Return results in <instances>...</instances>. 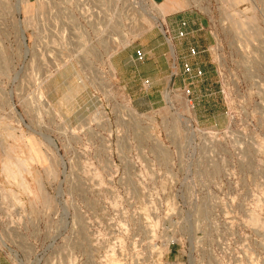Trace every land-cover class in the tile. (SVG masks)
Listing matches in <instances>:
<instances>
[{
    "label": "rangeland",
    "instance_id": "rangeland-1",
    "mask_svg": "<svg viewBox=\"0 0 264 264\" xmlns=\"http://www.w3.org/2000/svg\"><path fill=\"white\" fill-rule=\"evenodd\" d=\"M180 19L193 32L168 43L205 74L190 99L172 51L167 87L128 57L160 59ZM0 250L264 264V0H0Z\"/></svg>",
    "mask_w": 264,
    "mask_h": 264
},
{
    "label": "built area",
    "instance_id": "built-area-1",
    "mask_svg": "<svg viewBox=\"0 0 264 264\" xmlns=\"http://www.w3.org/2000/svg\"><path fill=\"white\" fill-rule=\"evenodd\" d=\"M163 30L166 29L164 32V36L169 41V39H177L179 41H184L190 37L192 34V30L190 29V24L187 19H180L176 24V33L172 37V32L170 27L167 25L162 24ZM201 50L194 46L189 45L186 50V55H182L179 57L180 69H181V82H182V94L190 99L193 92V87L196 81L201 80L204 78V71L198 66L196 63L193 62L200 54ZM134 61L137 63H144L146 61V52L143 49H136L134 55ZM151 81L149 79H144L142 82L143 88L148 91L151 87ZM189 103L192 105L191 100H188Z\"/></svg>",
    "mask_w": 264,
    "mask_h": 264
},
{
    "label": "crops",
    "instance_id": "crops-1",
    "mask_svg": "<svg viewBox=\"0 0 264 264\" xmlns=\"http://www.w3.org/2000/svg\"><path fill=\"white\" fill-rule=\"evenodd\" d=\"M176 26H172L171 25V29L173 31V34L175 35L176 33ZM164 37V40H165V43L167 45V49H168V52L167 53H163L162 55L160 54L159 56L157 57H160V59H157L155 60L156 56L155 54L153 53L154 50H150V51H147L146 49H144V47H136V49H143L145 52H146V61L144 63H138L136 66V72L132 71L134 73V75H131V77H136V74L139 72V75H140V69L142 70L144 65L145 64H152L153 61H156V63L158 64V60L160 62V65H156V67H154V72L156 73L157 76L161 77V78H164L165 79V82H166V87L169 83V78L171 77V74L174 73L172 67H171V64H170V59L168 58V53L171 51V47L169 45V41L166 39V37L163 35ZM175 41H179L177 39H174ZM181 42V41H179ZM181 44V43H179ZM179 44H176L174 45L175 47V57H173L172 59L174 60L173 62H175V65H178L179 68H180V63H179V57L182 56L183 54V51H182V45H179ZM135 50L132 51L128 57H135ZM114 57H123L121 55V53H118V54H115ZM133 62H134V59L132 58ZM174 67V66H173ZM176 70V68H174ZM169 70V73L167 74V71ZM149 91V90H148ZM152 100H150V104H153L151 102ZM0 264H14L10 259L9 257L2 251L0 250Z\"/></svg>",
    "mask_w": 264,
    "mask_h": 264
},
{
    "label": "bare ground",
    "instance_id": "bare-ground-1",
    "mask_svg": "<svg viewBox=\"0 0 264 264\" xmlns=\"http://www.w3.org/2000/svg\"><path fill=\"white\" fill-rule=\"evenodd\" d=\"M144 9H145V11H146V14L147 15H150V17L154 20V22L156 21L157 23H158V25H160V21L158 22V18H156L154 15H152L150 12H148L147 10V6H146V4H144ZM23 36V35H22ZM23 40H24V36H23ZM171 51H172V56L173 57H175V55H174V49L172 48V46H171ZM172 57V58H173ZM170 99V98H169ZM191 104L189 103V101H188V107L190 106ZM51 140H48V142H50ZM53 141V140H52ZM54 146V149L56 150V147H55V144H54V142H53V145H52V147Z\"/></svg>",
    "mask_w": 264,
    "mask_h": 264
}]
</instances>
